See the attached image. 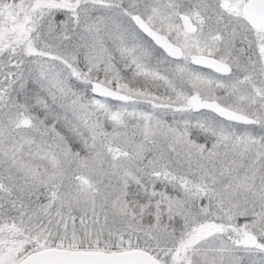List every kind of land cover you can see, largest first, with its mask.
<instances>
[{
	"label": "snow or ice",
	"instance_id": "6c2138e0",
	"mask_svg": "<svg viewBox=\"0 0 264 264\" xmlns=\"http://www.w3.org/2000/svg\"><path fill=\"white\" fill-rule=\"evenodd\" d=\"M0 264H264V0H0Z\"/></svg>",
	"mask_w": 264,
	"mask_h": 264
}]
</instances>
